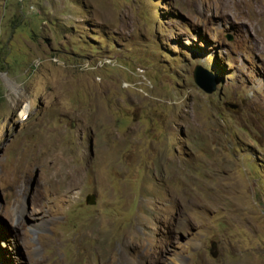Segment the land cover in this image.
<instances>
[{"label":"rangeland","instance_id":"1","mask_svg":"<svg viewBox=\"0 0 264 264\" xmlns=\"http://www.w3.org/2000/svg\"><path fill=\"white\" fill-rule=\"evenodd\" d=\"M0 264H264V0H0Z\"/></svg>","mask_w":264,"mask_h":264},{"label":"water","instance_id":"2","mask_svg":"<svg viewBox=\"0 0 264 264\" xmlns=\"http://www.w3.org/2000/svg\"><path fill=\"white\" fill-rule=\"evenodd\" d=\"M193 78L196 85L205 93L212 94L216 91L218 81L213 79L212 74L208 70L197 66L193 72ZM231 108L236 109V106H232ZM86 202L89 205H93L95 197L90 195L87 196Z\"/></svg>","mask_w":264,"mask_h":264},{"label":"flooded vegetation","instance_id":"3","mask_svg":"<svg viewBox=\"0 0 264 264\" xmlns=\"http://www.w3.org/2000/svg\"><path fill=\"white\" fill-rule=\"evenodd\" d=\"M179 220L175 219L174 222L168 223V224H163V228H165L167 231L164 232V238L167 244H170V247L172 248H176V256H177V261H180L181 263V256L177 254V251L179 250L178 245L182 244L184 242V237L183 234L181 232L178 231H171L170 227L172 228H177L179 225ZM174 246V247H173ZM165 258V257H164ZM167 261V258H165Z\"/></svg>","mask_w":264,"mask_h":264}]
</instances>
